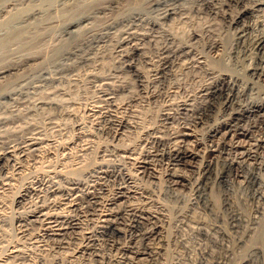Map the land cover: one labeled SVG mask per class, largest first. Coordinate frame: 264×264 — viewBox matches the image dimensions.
<instances>
[{"label": "rangeland", "instance_id": "rangeland-1", "mask_svg": "<svg viewBox=\"0 0 264 264\" xmlns=\"http://www.w3.org/2000/svg\"><path fill=\"white\" fill-rule=\"evenodd\" d=\"M178 1H177L178 5L179 4L183 5L184 3L183 6L184 7L187 6V8H185L184 11L181 13H176L164 18L162 16L163 15L162 8H160V5L154 6L153 8V6L149 5L148 3L149 0H0V68L4 66L11 68L14 67L13 72L20 70V73L25 79H23L21 75L20 78L25 83L30 81V79H33L35 76L36 79L38 78L42 79L45 75H47L46 72L43 73L44 71L42 72L41 70L42 67H44L42 66V64L45 65L46 61L50 60L51 57H52L51 60H53L55 57H58V55H60L62 51L72 46L74 42H76L77 40L83 37H88L89 34L90 35L96 34L95 32H97L98 34L99 31L101 32L102 30L109 27V25H113L114 23L115 25H113L110 28V30L114 31L113 34L116 37V35L119 33V30L126 24V20L128 19V17L135 12H142L143 16L145 14L144 16L145 19H142L140 22L138 21L136 23L139 24L141 31L145 28V31L143 30V32L147 34L149 33V35H151V40L150 39L149 41L145 40L144 42H146V44L143 42L145 44V45L143 44V46L146 48L144 49V52L147 55L146 59L140 58L141 61L140 60L139 61L141 63L137 61V66L139 70H141V72H143L146 75V77H148V78L145 77L146 79H148V81L145 80L144 83L141 82L139 79H137V76L135 75L133 70L125 66V63H123L124 60L118 57L116 55L117 53H115L116 51L114 46L115 45L114 40L113 41L107 40L105 42L99 41V43L96 42L97 44L95 42H92L90 43V47H92L90 56L91 59H93V56H95L93 60H95L94 62L96 63H94L93 60L88 62L86 61V64L83 61L82 62L79 61L78 62L79 65L77 64L78 69L70 71L68 74H66L67 78L66 79L64 78L66 83L64 82V80H62V82H64L65 88L63 86V83L59 81L56 82L55 84L57 85L58 83L59 84L62 83L61 84L62 86L58 84L59 86L57 85L49 89L48 99L54 101L57 98L59 99L58 100L59 102L57 101V99L56 101L59 104L56 101H54V103H52L51 105H44L42 107H38L37 109H39V111L35 110L34 111L35 113L33 112L34 109L33 107L32 108L28 107L27 109L24 106L23 107L20 106V108L21 107L23 108L22 110L24 111L25 115L26 113H29L26 116L24 115V121L22 120V122L26 124L24 126L26 128V131L25 128L23 129L24 124H22L21 120L20 122H18L19 120L13 119L14 122L9 123V126L13 125V128L22 126L23 129L22 135H28L37 124V127L39 126L43 129L42 130L40 128V131L42 130L41 135H45L47 138L49 137L52 141H54L55 143L53 142V145L55 148L57 146V148L56 149H54V147L52 148L54 149L52 155H47V153H45L43 149L41 150L43 151L42 153L41 151H38V153L37 151L32 152V150L25 151L24 152L25 154L24 153L21 154L19 158L23 164L21 169L18 170L20 172H15L17 168L14 167L13 160L8 161L9 163L7 162L5 169L4 168L0 169L1 179L4 178L6 175H8L11 179L9 181L11 187L5 191L0 190V201H3L4 204L0 208V258L7 256V258L5 259L6 261L9 260L8 264H104V262L105 264H107L106 261L108 260L109 257H110L109 259H114L115 257H117L115 253H117L118 256H122L121 253L115 250V248L111 247L112 250H110L109 242L111 241V239L115 241V243L116 241L117 243L127 242L130 239L129 238L130 232H126L127 233L126 235H124L125 233L118 234L116 232L114 233L107 232L105 235V239H103L104 235H102V237L100 236L101 238L98 241L99 245L97 246L98 248H100L99 250L101 252L97 251V253H94L92 252L91 249L82 250L80 248L81 246L87 244L85 239H83L84 236L82 235V231H84L83 228L90 225V222H87V220L89 221L91 217L88 215V212L85 211L87 208L86 205H84L85 202L82 203V206H80L81 208L79 206L76 207L75 209L73 207H70L71 208L70 211L69 208H64V205L59 204V202L55 207L51 208V211L59 212V213L63 212V214L65 213L70 214L72 212V215L75 218H77L79 215L78 217L79 219L74 221L78 223L74 224V227L71 224V226L68 227V230L66 229L65 233L62 234L63 235L62 237L61 235L50 238L46 236L47 238L46 239L44 236L42 237L40 236V238L38 237L37 239L34 240V235L37 234L38 232L39 233L42 232L39 231L41 227L39 222H36V224L28 222L29 224L27 223L28 225L26 224L27 225L26 227L25 225L24 227H19V223L17 221V218H19V216L20 217L25 216L30 211L35 209L36 206H39L38 204H40L41 202H42L41 205L45 204L44 206L47 205L49 206L51 205L50 202L53 199H56V196L60 199V197H62L61 191L60 192L56 191L57 193L54 194L51 193V189L53 188V186H57L59 190H67L72 186L71 180H73L74 178H79L81 179V181L85 180L87 182L88 181L90 182L88 178L90 179L93 178L92 175L94 173V169L105 167L107 165L109 168H112L116 161L121 162L122 157L120 156H122L121 155L122 152L119 150L118 146L120 147L128 144L134 145V147L136 146V148L137 147L143 148L147 146L148 143L146 144L145 142L138 143L139 136L141 135V134L139 135L138 129L137 131L133 129L131 130L132 132L128 130L125 136L122 135L121 136L122 138L121 137L118 138L115 137L114 134L115 128L111 123H109L110 122L109 120H105V118L103 117H96L100 124V125L98 124L99 127L95 126L94 123L92 124L94 116L93 115L91 116V114H89L88 111H86V107L91 105L92 103L94 104L100 102V104H103L105 102L101 98L102 97L100 94L101 91L98 92L99 89L101 90V86L105 87V85L101 83L102 80H100V77L98 76V75L102 76L103 73L104 75L109 73V76L111 77L109 79V82L112 81L111 85L115 83L114 86L118 87L117 90L118 89L120 91L122 90L121 92H119V90L116 91L117 93L115 92L114 98L117 101H128L131 99L128 102H130L131 104L133 103V105L136 104L135 105L136 107L135 106L134 107L138 110L137 113L138 118L137 116L136 118L138 119L137 121L139 125L151 126V127L152 126L156 127L162 124L161 121L162 108H163V104H165L166 102L164 100L168 98V93L170 92V90L178 89L177 91H173L175 94L174 96L177 97L181 96L182 93L185 94V91L186 92L188 91V93L192 94V92L194 93L195 90L198 89L201 85L210 84L211 79L214 82L215 77L219 73L227 75L229 79L222 84L223 86L221 85L223 87L222 93L216 95L214 97L215 99L213 98V95L206 96V99L209 98L208 100L211 103L212 102L214 103L211 104L210 109L207 111V113L209 114L207 113L204 114L205 116L204 115L202 116L201 122L197 125L198 126L197 129L199 131V138L201 139L202 144H204V145H200L199 147L201 148L200 154L202 155L204 154L203 155L204 157H212V165L207 172L208 175L207 173L205 174V177L203 178L202 181L203 183L201 185L202 187L198 190L197 194L194 193L195 192L194 190H193L194 192H192V188L189 185L186 187L181 186L183 188H178V186L170 187L169 184L167 183L168 181L165 176H163L161 179L162 175L160 176V179L159 178L153 179V177L147 175H143L144 177L138 176L137 181H139L140 184L149 188L151 193H153L152 194L153 198L155 197L154 200L156 201V204L164 207L167 213V218L164 222L165 225L163 223V235H164V243H165L164 245L165 255H163V257L161 258L163 264H207V263L218 264L215 263L216 257H223L222 258L223 264H238L244 261H246V264H264V197L263 198L256 196L254 197L253 195L254 191H252L253 187L251 185H248V182L245 181L242 177L236 178L235 168L229 165V161L231 159H234L233 157L238 156L240 158L242 152H245L247 149L252 148L253 150H256V153L258 155L264 156V111H263L264 110L263 109L264 108V103H263L264 102L263 99L264 98V82H263L264 81V71H263L264 47H260L261 45L257 46L255 41L257 40L258 37L262 38L264 36L263 35L264 13L262 14V10L264 12V8H263L264 6L261 7L260 10L256 9L249 12L242 22L235 25H231L229 22V18L231 17V14H233L234 11L237 10V8H240L241 4L246 3V0H243L242 1L243 3L242 2L235 3V0H225V1L217 0V6L219 7V11L218 10L217 11L219 13H215L211 11L209 8L206 9V6H204V3L202 1L200 6L198 4V0H187L188 2H186V0H178ZM220 1L221 3L224 2V4H221ZM257 1L260 0H255V1L247 0L246 4L252 5L253 2L255 3ZM229 2L232 5L231 4L229 5ZM186 3L187 5H185ZM157 8L159 10H157ZM159 11H161V13ZM257 11L260 13H257ZM160 15L161 17H159ZM182 15L184 18L182 17ZM155 18L156 20L158 19L157 20L158 22L157 24H155L154 27V25L150 21L155 20ZM159 19H162L163 23ZM171 19H176V20L174 21ZM73 21L74 22L79 21L80 23L75 26H67L68 22H73ZM138 24H137V29H138ZM234 27L236 28V30L233 29ZM140 28L138 30H140ZM243 31L245 32V34H243L244 33ZM170 32L172 33V35L175 36L174 38L175 40L168 39L167 37H165L166 34L168 33L171 34ZM153 36L154 39L152 38ZM239 37L242 39H240ZM253 39L255 42L252 41ZM215 41H218V44L220 45L216 46L217 50L216 49L210 50L209 49L210 45L213 44ZM237 41H239L240 43ZM175 42L177 44L179 42L182 43L186 42V44H188L191 47L192 52L195 53L198 52L197 55H203L204 58L202 59L201 57L202 59L201 64L199 63L201 66L196 65L189 67L190 61L192 59L191 57L192 54L191 53L186 54L183 52L180 54V52L178 51H175V53L173 52L172 55L170 53V60L162 64L161 57L166 53L163 52V49L166 47L167 49L168 48L170 49L172 45L173 47L171 49H174V46L176 47ZM219 48L221 49L219 50ZM98 49L100 52L97 51ZM217 52H219V54ZM176 53L178 54V56ZM96 54L99 55L97 56V58H96ZM211 54L213 55V58ZM72 56L73 55H71V57ZM116 56L120 58L121 61ZM186 56L187 57L189 56V58L191 59L187 58ZM71 57L66 59L67 60L66 62L67 63L71 62V65H74V63L72 62L74 60L73 58L74 56L72 57L73 59ZM184 58L187 59L184 60ZM137 59L139 58L136 57L135 61ZM185 61L186 64L188 63L187 65L185 64ZM167 63L169 64L166 67L164 66L165 68L164 69L163 65H166ZM183 63L187 67H185ZM16 64H17V68H16ZM92 65L95 67H93ZM179 65L180 66L183 65L181 66L182 68ZM193 67L195 68L198 67L199 70H197L198 68L197 69L194 68L193 71ZM186 68H190V69H188L187 71ZM178 69L181 72H179ZM208 70H213L214 73L213 74L209 73ZM87 71L89 72L90 75L87 74ZM162 71L164 72L166 71L167 74L156 77L157 79L153 77L156 76L157 74L160 75ZM175 71L177 72L175 73ZM73 72H77L76 75L77 79L75 78V80L68 78V76L70 77ZM252 72L255 73V75ZM23 73L25 76L23 75ZM155 73L157 74L155 75ZM41 74L44 75L42 76ZM252 75H254V78H251L253 77ZM210 76L213 78H211ZM6 77H8V75ZM0 78L1 80L4 79V77H0ZM114 78L117 80H115ZM69 79L71 82L68 81ZM150 79L151 80L156 79V80L151 81ZM1 80L0 83H2L5 79L3 81ZM162 81L166 82V84ZM156 83L157 84L159 83V85H157ZM119 84L121 85L119 86ZM161 84L163 85L165 84V85L163 86ZM169 84H171L172 86L169 87ZM160 85L165 87L166 89L161 87ZM153 86L156 88H154ZM168 87L170 90L167 89ZM55 88L58 90H55ZM184 88L186 90H184ZM194 88L195 90H193ZM229 88L230 91H228ZM52 89L55 91H52ZM63 90H65V92ZM57 91L58 92L60 91L59 96L62 95V97L58 96ZM153 91L156 93L155 96H151L149 94L151 92L154 93ZM161 91H164L165 94L164 92L161 93ZM166 91H168V93ZM53 93H56L57 96L55 94L52 95ZM224 93L233 95L232 100L235 101L236 103L232 101L233 103H231L230 105H226L225 107L224 100L226 95ZM97 96L99 97L98 98L99 100L96 99ZM192 96L193 97L195 96L193 100L194 99L196 100L195 102L196 106L199 105L197 103H200L201 101L200 97L197 94H192ZM219 101L222 102L220 103ZM60 102L63 103L61 104ZM216 104L218 106L219 104L222 105H220L219 108ZM30 109H32V112ZM43 109L45 113L43 112ZM230 109H232L233 111ZM236 112L238 114H236ZM39 113L42 114L39 115ZM45 114L47 117H50L55 123L52 120L50 121V119L47 118ZM229 115L231 116L229 117ZM29 116L32 118H30ZM206 117H208V122ZM228 117L230 118V120L231 119L232 120L230 121ZM90 118L92 119V121ZM27 120L28 121L30 120L29 122L30 123L32 122L31 123L32 125L29 122H27ZM33 120L35 123L33 122ZM223 120L229 121L231 123L234 122L235 124L232 125L233 129L231 130V134H229L227 138H225L228 145L227 147L223 145V142H225L224 140L221 144L217 145V147L214 146L216 147V150L214 151L215 153L210 154L209 152H207L208 151L207 148H209V145L211 143L213 144L217 143L218 140H222L223 138L220 137L221 134L220 136L210 135L211 132L209 131V129H211L217 123L224 122ZM16 122L17 124L19 123V126L17 124H16L17 126L15 125ZM51 122L53 124H51ZM44 123L46 125L48 123V125L45 126ZM173 124L174 125H171L172 127L169 128H175V127L178 128L179 126H181L180 120L174 121ZM49 125L52 126L50 127ZM43 126H45L46 128H44ZM52 127L58 130L56 129L53 130L54 128ZM243 130H250V131L247 132V134H243L241 133L243 132ZM86 131H90L89 136H86V134L80 136V134ZM84 135L86 136V138L83 137ZM87 137H90V139L88 140L89 141L92 140V142L90 141L91 145L90 146L88 145L89 147L85 149L86 152L85 150H83V152L77 150L79 143L83 141L85 142V139L86 141H88ZM80 139L83 141H81ZM89 141L88 144H90ZM64 143L65 145H68L67 148L71 150L73 153L70 152L69 150L66 152L67 148H65L64 150L61 149L60 146L63 145ZM229 143L231 144L233 143V144L230 145ZM257 144L259 145L260 148L259 147L257 148L258 146ZM233 145L235 146L233 147ZM105 147H107L106 148L107 151L106 150L104 151L106 154H104L103 151L101 150V149H105ZM64 152L66 156L63 155ZM115 153L116 154L118 153L117 156ZM215 154L217 155L216 157ZM117 157H119L120 159ZM166 164H167L166 160H160V162L157 161L156 167L159 166L157 167L159 173L164 172V170L166 169L165 166H167ZM47 165L54 167V173H53L54 176L52 174L49 178L46 177L47 182L45 181L41 185L37 186L36 187L37 192L28 193L23 199H21L20 203L15 201L17 197V191L18 192L20 191L22 185L30 181L33 177H35V174L36 176L42 174L43 170L47 168ZM124 166L128 169H131L132 170L131 172H133V168L130 163L125 162ZM23 167L25 168L23 169ZM185 167L179 166V169L182 170V172H184V174H186L187 177L189 178L192 177L191 180L198 177L197 169L194 166L193 167L187 166V169ZM261 170L262 171L264 170V165ZM56 173L58 174L57 176ZM209 173L211 174V176ZM216 173L222 174L226 180L228 179L227 181L225 180L227 184L225 181L223 180L221 181V179H217ZM261 173H263L264 176V171ZM94 174L96 175V173ZM52 178H57V179L55 181V179ZM109 178L105 177L104 179H100L101 181H99L101 183V188L103 189L102 191H104L105 193H107L109 188L112 187L111 183L113 181H111L112 178L110 180ZM242 179L244 180V183L242 182L243 181ZM51 181H53L54 183ZM44 184H46L47 187H45ZM50 184L53 185L50 186ZM203 184H205L204 187ZM42 185L43 187H41ZM47 189L50 190L48 191ZM45 190L47 191V193ZM33 193L36 196L32 195ZM43 193H45V195ZM47 195L49 198L48 197H46L47 199L44 198ZM57 199L56 201H58ZM36 203L37 205H35ZM85 204H87V202ZM90 207H92V205H90ZM124 217L129 219L127 214L126 215L124 214ZM240 217L244 218L245 221L242 219L240 220ZM21 228L23 229L22 231L20 230ZM41 238H43V240ZM101 240H103V242ZM107 240L108 243H106ZM42 245L45 246V248H43L42 250L37 248V247L41 248ZM186 246L191 247L193 251L191 249L192 252L191 251H190L191 253L188 252ZM15 247L21 249V251L23 250L25 251V252L23 251L24 254L26 255L25 257H23L24 259L16 256L8 257V253L10 252V250H12ZM102 255L103 256L105 255L103 259L104 261L100 260L99 258ZM139 264H156V263L153 259H149V260L147 259L146 261L139 262Z\"/></svg>", "mask_w": 264, "mask_h": 264}, {"label": "bare ground", "instance_id": "bare-ground-1", "mask_svg": "<svg viewBox=\"0 0 264 264\" xmlns=\"http://www.w3.org/2000/svg\"><path fill=\"white\" fill-rule=\"evenodd\" d=\"M178 0H149V5L153 6H159L160 8H162V16L165 18L167 16L176 14V13H181L184 11L186 7H184V3L183 5L177 3ZM201 1L204 3V6H206V9L209 8L211 11L215 12V13H219V7L217 6V0H198V4L200 6ZM225 1V0H224ZM243 0H235V3H239L242 2ZM255 1V0H254ZM179 2V1H178ZM186 2H188L186 0ZM196 2V1H195ZM113 3V2H112ZM194 3V1H193ZM202 3V4H203ZM221 3V1H220ZM227 3V2H226ZM243 3V2H242ZM247 3V0H246ZM246 3L241 4L240 8H237L236 11H234L233 14H231V17L229 18V22L231 25H235L238 24L240 22H242L245 17L247 16V14L249 12H251L252 10H256V9H261V7L264 6V0L263 1H257V2H253L252 5H248ZM249 3V2H248ZM252 3V2H251ZM55 4V3H54ZM219 4V3H218ZM221 4H224L221 3ZM231 3L229 2V5ZM139 5V4H138ZM187 5V3L185 4ZM232 5V4H231ZM237 5V4H236ZM113 6V5H112ZM150 6V7H151ZM234 6V5H233ZM108 7V6H107ZM110 7V6H109ZM229 7V6H228ZM231 7V6H230ZM106 8V7H105ZM159 8V7H158ZM157 8V10H159ZM199 8V7H198ZM236 8V7H235ZM264 8V7H263ZM101 9V8H100ZM135 9V8H134ZM201 9V8H200ZM161 10V9H160ZM218 10V11H217ZM223 10V9H222ZM235 10V9H234ZM140 11V10H139ZM186 11V10H185ZM34 12V11H33ZM131 12V11H130ZM161 13V11H159ZM227 12V11H226ZM256 12V11H255ZM187 13V12H186ZM257 13H260L257 11ZM263 10H262V14H263ZM225 14V13H224ZM253 14V13H250ZM181 15V14H180ZM258 15V14H257ZM256 15V16H257ZM142 12H135L133 14H131L128 19L126 20V24L119 30V33L116 35V37L114 36V31H111L110 28L115 25V23L113 25H109V27H107L106 29L102 30L100 33L95 32L96 34H92V35H88V37H83L79 40H77L76 42H74V44L70 47H68L67 49H65L64 51H62V53L60 55H58V57H55L53 60L52 57L50 60L46 61L45 65L42 64V72L45 73L47 75H45L42 79L38 78L36 79L35 77L33 79H30V81L28 82H23V80L20 78L22 76V74L19 71H14V67H2L0 68V77H4V81L2 83H0V169H5V166L7 164L8 161L13 160V165L15 168H17V170L15 172H20L18 171L19 169H21L22 167V162L20 161V156L21 154H23L25 151L27 150H32V152H36L38 153V151H41L43 149V151L45 153H47V155H52V153L54 152V149L56 148L53 145V142L49 137L47 138L45 135H41V131L43 130L41 127H37L36 126L33 128V130L31 131L30 129V133L28 135H22L23 129L25 128L24 126L26 124H24L22 122V120L24 121V111L22 110L23 106L26 107L28 109L29 108H34L33 112L37 109L38 107H42L44 105H51L52 103H54V101H56V99L50 100L49 98V89L53 88L54 86H57L55 83L59 82L62 80H64V82L66 83L65 79L66 74H68L70 71L73 70H77V64L79 61H83L86 64V61H92L94 59L95 56H93V59H91L90 53H91V48L90 47V43L92 42H98L99 41H115V53H117L116 55L118 57H120L121 59L124 60L123 63H125V66H127L128 68L132 69L133 72L135 73V75L137 76V79H139L141 82L144 83L145 80L148 81V77H146V75L141 72V70H139L138 66H137V61H141L140 58H145L146 59V54L144 52V49H146L143 44L146 42H144L145 40L149 39L151 40V35H149V33H145L143 32V30L145 31V28L141 31V28L139 27V24L136 22H140L142 19H145L144 16L142 18ZM186 16V14H185ZM255 16V15H254ZM161 17V15L159 16ZM178 17V16H177ZM176 17V18H177ZM183 17V15H182ZM181 17V18H182ZM252 17V16H251ZM260 17V16H259ZM85 18V17H84ZM175 18V17H172ZM184 18V17H183ZM182 18V19H183ZM186 18V17H185ZM254 18V17H253ZM163 19V18H162ZM162 19L161 20L162 22ZM82 20V18H81ZM80 20V22H81ZM158 20V19H157ZM156 18L155 20H151L150 22H152V24L155 27V24H157ZM164 20V19H163ZM171 20H176V19H171ZM38 21V20H37ZM125 21V19H124ZM144 21V20H143ZM147 21V20H145ZM173 21V22H174ZM78 22H68L67 26H75L78 25L80 23ZM171 22V21H170ZM124 23V22H123ZM163 23V22H162ZM246 23V22H245ZM137 24H138V29L140 28V30L137 29ZM148 24V23H147ZM151 24V23H150ZM66 25V24H65ZM149 25V24H148ZM66 26V28H67ZM143 26V24H142ZM150 26V25H149ZM230 26V25H228ZM237 26V25H236ZM243 26V25H242ZM117 27V26H116ZM157 27V26H156ZM233 27V26H232ZM231 27V28H232ZM240 27V25H239ZM159 28V27H158ZM157 28V29H158ZM230 28V27H229ZM243 28V27H241ZM253 28V27H252ZM71 29V28H69ZM114 29V28H113ZM112 29V30H113ZM149 29V27H148ZM154 29V28H153ZM151 29V30H153ZM156 29V28H155ZM233 29L236 30V28L234 27ZM245 29V28H244ZM243 29V30H244ZM150 30V31H151ZM160 30V29H159ZM164 30V29H163ZM239 30V29H238ZM155 31V30H154ZM157 31V30H156ZM248 31V30H247ZM246 31V32H247ZM116 32V31H115ZM147 32V31H146ZM152 32V31H151ZM159 32V31H158ZM162 32V31H161ZM169 32V31H166ZM244 32V31H243ZM8 33V32H7ZM155 33V32H153ZM171 33V32H170ZM235 33V32H234ZM241 33V32H240ZM242 34V33H241ZM245 34V32L243 33ZM242 34V35H243ZM249 34V33H248ZM247 34V35H248ZM154 35V34H153ZM157 35V34H156ZM160 35V34H159ZM163 35V34H162ZM264 35V34H263ZM239 36V35H237ZM241 36V35H240ZM165 37H167L168 39H174L175 36L171 34H166ZM246 37V36H245ZM244 37V39H245ZM251 37V36H250ZM256 37V36H254ZM154 39V36L152 37ZM177 38V37H176ZM197 38V37H196ZM240 38V37H239ZM242 39V38H240ZM243 39V41H244ZM249 39V38H248ZM256 39V38H255ZM175 40V39H174ZM197 40V39H196ZM162 41V40H161ZM170 41V40H169ZM168 41V42H169ZM236 41V40H235ZM241 41V40H240ZM242 41V42H243ZM247 41V40H246ZM245 41V42H246ZM253 42L256 41L257 46L261 45L260 47H264V36L261 38H257V40L254 41V39L252 40ZM144 42V43H143ZM167 42V43H168ZM178 42V41H177ZM239 42V41H237ZM251 42V41H250ZM252 42V43H253ZM172 43V41H171ZM170 43V44H171ZM176 43V42H175ZM195 43V42H194ZM240 43V42H239ZM244 43V42H243ZM97 44V43H96ZM144 44V45H145ZM169 44V46H170ZM174 44V43H173ZM246 44V43H245ZM191 45V44H190ZM193 45V44H192ZM220 44H218V41H215L213 44L210 45L209 49L213 50L216 49V46H219ZM238 45V43H237ZM240 45V44H239ZM251 45V44H250ZM95 46V45H94ZM167 46V45H166ZM194 46V45H193ZM192 46V47H193ZM247 46V45H245ZM253 46V45H252ZM256 46V45H255ZM254 46V47H255ZM86 47V48H85ZM96 47V46H95ZM104 47V46H103ZM173 47V45H172ZM171 47V48H172ZM259 47V49H260ZM167 49L164 48L163 52H166L162 57L160 55V57L162 58V64L165 62H168L170 60V53L171 55L173 54V52L175 53V51L180 52V54L186 53V54H192V59L189 58V56L187 58L191 59L189 67L190 66H198L201 64L202 59L204 58L203 55H197V53L192 52L191 47L186 44V42H179L178 44L176 43V47L174 46V49ZM197 48V47H196ZM247 48V47H246ZM256 48V47H255ZM221 48H219L220 50ZM94 50V49H93ZM92 50V52H93ZM162 50V49H161ZM217 50V49H216ZM247 50V49H246ZM98 52L99 49L97 50ZM196 51V50H195ZM259 51V50H258ZM264 51V49H263ZM96 52V51H95ZM97 52V53H98ZM102 52V51H101ZM215 52V51H214ZM213 52V53H214ZM221 52V51H220ZM201 53V52H200ZM199 53V54H200ZM219 54V52H217ZM100 54V53H99ZM177 54V53H176ZM179 54V55H180ZM202 54V53H201ZM221 54V53H220ZM71 55H73L72 57L74 58V60L72 61L74 63V65H71L70 63H67L66 59H68L69 57H71ZM94 55V54H93ZM184 55V54H182ZM212 55V54H211ZM96 54V58H97ZM116 56V57H117ZM178 56V54H177ZM215 56V55H214ZM71 57V58H72ZM117 57V58H118ZM139 58L135 61V58ZM173 57V56H172ZM202 57V59H201ZM207 57V56H206ZM219 57V56H218ZM72 58V59H73ZM95 58V59H96ZM118 58V59H120ZM180 58V57H179ZM177 58V59H179ZM186 58V59H187ZM208 58V57H207ZM213 58V55H212ZM120 59V61H121ZM149 59V58H148ZM172 59V58H171ZM175 59V57H174ZM184 58V60H186ZM150 60V59H149ZM173 60V59H172ZM182 60V59H181ZM180 60V61H181ZM211 60V59H210ZM31 61V60H30ZM69 61V60H68ZM95 60H93L94 62ZM139 61V63H141ZM143 61V60H142ZM146 61V60H145ZM148 61V60H147ZM175 61V60H174ZM179 61V60H177ZM43 62V61H42ZM150 62V61H149ZM176 62V61H175ZM174 62V63H175ZM184 62V61H182ZM208 62V61H206ZM32 63V62H31ZM41 63V62H40ZM91 63V62H90ZM96 63V62H94ZM98 63V61H97ZM200 63V64H199ZM204 63V62H203ZM24 64V63H23ZM27 64V63H26ZM169 63H167L166 65H163L166 67ZM171 64V62H170ZM181 64V63H180ZM184 64V63H183ZM186 64V61H185ZM184 64V65H185ZM188 64V63H187ZM186 64V65H187ZM28 65V64H27ZM35 65V64H34ZM79 65V64H78ZM139 65V64H138ZM185 65V67H187ZM209 65V64H208ZM253 65V64H252ZM22 66V64H21ZM25 66V65H23ZM73 66V67H72ZM81 66V65H80ZM93 66V65H92ZM124 66V67H125ZM172 66V65H171ZM174 66V65H173ZM180 66V65H179ZM183 66V65H181ZM180 66V67H181ZM201 66V65H200ZM204 66V65H203ZM20 67V65H19ZM18 67V68H19ZM95 67V66H93ZM97 67V66H96ZM123 67V68H124ZM183 67V68H185ZM206 67V66H205ZM16 68H17V64H16ZM34 68V67H33ZM40 68V67H39ZM157 68V67H156ZM168 68V67H167ZM170 68V66H169ZM176 68V67H175ZM182 68V67H181ZM180 68V69H181ZM193 67V71H194ZM198 67H196L195 69H197ZM201 68V67H200ZM165 69V68H164ZM187 71L190 68H186ZM23 70V69H22ZM27 70V69H26ZM32 70V69H31ZM96 70V69H95ZM174 70V69H173ZM179 70V69H178ZM182 70V69H181ZM199 70V68L197 69ZM203 70V69H201ZM200 70V71H201ZM261 70V69H260ZM39 71V70H38ZM89 71V70H88ZM87 71V74H89V72ZM98 71V69H97ZM158 71V69H157ZM167 71V70H166ZM162 71V73L160 75H158L157 73H155L156 76L153 77H159V76H163L165 74H167V72ZM192 71V70H191ZM190 71V72H191ZM192 71V72H193ZM209 73H214L213 70H208ZM264 71V70H263ZM91 72V71H90ZM108 72V71H107ZM106 72V73H107ZM169 72V70H168ZM177 71H175L176 73ZM179 72H181L179 70ZM207 72V71H206ZM217 72V71H216ZM255 72V70H254ZM96 73V72H95ZM113 73V72H112ZM188 73V72H187ZM253 73V72H252ZM260 73V72H259ZM10 74V75H9ZM86 74V75H87ZM114 74V73H113ZM170 74V73H168ZM196 74V73H195ZM211 74V76H212ZM218 74V73H217ZM220 74V73H219ZM217 75L215 77L214 82L212 81V79L210 80V84H206V85H201L198 89L195 90V88L193 90H195V92L192 94H197L200 97V103H197L199 105L196 106L195 102L196 100L193 98L191 93H188V91H185V94H181V96L177 97L174 96V92L173 91H177L178 89H173L170 90L169 87H171L173 83L169 84V87L167 89L170 90V92L168 93V91H166L168 93V98L165 99L164 101L165 104H163V108H162V113H161V121L162 124L156 127H151V126H143V125H139L138 123V110L135 108L136 104L133 105V103L131 104L130 100L128 101H117L114 98V94L117 90V86L115 87L114 84L111 85V82H109V79L111 78L109 76V73L101 76L98 75L100 77V80H102L101 83H103L105 85L101 86V90L99 89V91H101V98L102 100H104L105 102L103 104H100V102L98 103H92L91 105L86 107V111H88L89 114H91V116H94L93 122L95 126L99 127L98 124V119L96 117H103L105 118V120H109L114 128H115V137L120 138L122 135L125 136V134L128 132V130H133L135 129L139 132V139H138V143L141 142H145L148 143L146 147H141V148H136V146L134 147V145H123V146H118L119 150L122 152V161L118 162L116 161L113 165L112 168H109L108 165L105 167H101L98 169H94V173H96V175L93 173L92 177L93 178H88L90 180V182L88 181H81V179L79 178H74L73 180H71V184L72 186L67 189V190H59V188L57 186H53V188L51 189V193H57L61 191V196L60 199L56 196V199L58 201H56V199H53L50 203L51 205H41L42 202L40 204H38L39 206H36L35 209H30L32 211H30L28 214H26L25 216H19V218H17V221L19 223V227H25L29 224L28 222L34 223L36 224V222H39V224L41 225L40 230L42 231L41 233H37L34 235V240L37 239L38 237L40 238V236H44L46 238L47 237H57L59 235H61V237L63 236L62 234L65 233L66 229L68 230V227L72 226L74 227V224H77L78 222H74L77 219H79V215L77 218H75L72 215V212L70 214H63L59 213V212H53L51 211L52 207H55L58 202L59 204H63L64 208H69V211L71 210L70 207H73L74 209L76 207H80L82 206V203H84V205H86V210L88 212V215L91 216L89 221L87 220V222H90V225L83 228L84 231H82V235L84 236L83 239H85V241L87 242V244L81 246L80 248L82 250L84 249H91L92 252L97 253V251L101 252L98 248L97 245L98 241L100 240V238L102 237V235H104L103 239H105V235L107 232H116L118 234L120 233H125L124 235H126V232H130V239L127 242H119L115 243V241H113L111 239L110 243V250L111 247L115 248V250H117L119 253H121L122 256H118L117 253H115V255H117V257H115L114 259H109L106 261L107 264H139V262H143L146 261L147 259H153L155 261L156 264H163L161 261V258L163 257V255H165V248H164V235H163V223L165 222L166 218H167V213L164 207H162L161 205H157L156 201L154 200L151 191L149 190L148 187L142 185L139 183V181H137L138 176H143V175H147L150 177L154 178H159L161 176V179L163 176L166 177L167 179V183L169 184L170 187H177L178 188H183L181 186H190L192 188V192L196 193L198 192V190L202 187V181L203 178L205 177V174L208 172V170L210 169L211 165H212V157H204L202 154H200V145H204L201 142V139L199 138V131L197 129V125L201 122L202 116L204 114L207 113V111L210 109V106L212 103L214 102H210L208 99H206V96H212L213 98L216 95H219L222 93L223 91V83L226 82L229 78L227 77L226 74H220ZM251 74V73H250ZM255 75V73H253ZM261 74V73H260ZM8 75V77H6ZM21 75V76H20ZM24 75V73H23ZM28 75V74H26ZM36 75V74H35ZM42 75V74H41ZM44 75V74H43ZM42 75V76H43ZM77 72H73L71 74V76L68 78L70 79H74L76 78ZM90 75V74H89ZM93 75V74H92ZM95 75V74H94ZM111 75V74H110ZM172 75V74H171ZM177 75V74H176ZM207 75V74H206ZM254 75H252L254 78ZM25 76V75H24ZM34 76V75H33ZM210 76V77H211ZM215 76V75H214ZM258 76V75H257ZM262 76V75H261ZM6 77V78H5ZM87 77V76H86ZM89 77V76H88ZM116 77V76H115ZM118 77V75H117ZM146 77V78H145ZM176 77V76H175ZM23 79H25L22 76ZM27 78V77H26ZM65 78V79H64ZM80 78V75H79ZM113 78V76H112ZM213 78V77H211ZM70 79L68 80L69 82ZM77 79V78H76ZM96 79V78H95ZM94 79V80H95ZM99 79V78H98ZM157 79V78H156ZM156 79H153L151 81H154ZM161 79V78H160ZM236 79V78H234ZM91 80V79H90ZM93 80V78H92ZM97 80V79H96ZM173 80V79H172ZM232 80V78H231ZM230 80V81H231ZM22 81V82H21ZM27 81V80H26ZM40 81V82H38ZM98 81V80H97ZM146 81V82H147ZM166 81V80H165ZM236 81V80H234ZM238 81V80H237ZM255 81V80H254ZM38 82V83H37ZM60 82V83H61ZM63 83V86L65 88V85ZM76 82V81H74ZM93 82V81H92ZM99 82V81H98ZM145 82V83H146ZM161 82V81H160ZM164 82V81H162ZM175 82V81H174ZM213 82V83H212ZM264 82V81H263ZM61 83V84H62ZM94 83V82H93ZM97 83V82H96ZM117 83V82H116ZM150 83V82H149ZM153 83V82H152ZM166 84V82H164ZM236 83V82H235ZM59 84V85H61ZM71 84V83H70ZM85 84V83H84ZM95 84V83H94ZM118 84V83H117ZM157 84V83H156ZM155 84V85H156ZM164 84V85H165ZM181 84V83H178ZM177 84V85H178ZM231 84V83H229ZM58 85V86H59ZM121 84H119L120 86ZM147 85V84H146ZM159 85V83L157 84ZM163 85V84H161ZM160 85V86H161ZM163 85V86H164ZM222 85V86H221ZM62 86V85H61ZM97 86V84H96ZM95 86V87H96ZM123 86V85H122ZM161 86V87H163ZM167 86V85H166ZM234 86V84H233ZM232 86V87H233ZM124 87V86H123ZM154 87V86H153ZM175 87V86H174ZM252 87V86H251ZM57 88V87H56ZM55 90H58L56 89ZM63 88V87H62ZM97 88V87H96ZM156 88V87H154ZM160 88V87H159ZM165 88V87H163ZM188 88V87H187ZM231 88V86H230ZM230 88L228 91H230ZM67 89V88H66ZM125 89V88H123ZM166 89V88H165ZM233 89V88H232ZM52 89V91H55ZM147 90V89H146ZM155 90V89H154ZM160 90V89H159ZM164 90V89H163ZM181 90V89H180ZM179 90V91H180ZM184 90H186L184 88ZM188 90V89H187ZM235 90V89H234ZM50 91V92H52ZM65 92V90H63ZM122 91V90H121ZM119 90V92H121ZM165 91V90H164ZM164 91H161L164 92ZM63 92V94H64ZM74 92V91H73ZM154 92V91H153ZM233 92V91H232ZM252 92V91H251ZM60 91H57V94L59 96ZM67 93V92H66ZM117 93V92H116ZM148 93V92H147ZM158 93V92H157ZM160 93V92H159ZM160 93V94H161ZM166 93V94H167ZM177 93V92H176ZM56 95V93H53L52 95ZM98 94V93H97ZM151 96H155L156 93H149ZM159 94V95H160ZM165 94V92H164ZM225 94V93H224ZM238 94V93H237ZM235 94V95H237ZM99 95V94H98ZM119 95V94H118ZM121 95V94H120ZM162 95V94H161ZM223 95V94H222ZM225 107L226 105H230L231 103L235 102L232 100V96L231 94L226 93L225 94ZM51 96V95H50ZM57 96V95H56ZM54 96V97H56ZM62 97V95H60ZM59 96V97H60ZM67 96V95H65ZM158 96V95H157ZM156 96V97H157ZM52 97V96H51ZM64 97V95H63ZM149 97V96H148ZM162 97V96H161ZM165 97V96H164ZM177 97V98H176ZM223 97V96H222ZM237 97V96H236ZM99 97L97 96L96 99H98ZM132 98V97H131ZM218 98V97H217ZM53 99V98H52ZM68 99V98H67ZM135 99V98H134ZM133 99V100H134ZM137 99V98H136ZM155 99V98H154ZM158 99V98H157ZM160 99V98H159ZM197 99V98H196ZM215 99V98H214ZM264 99V98H263ZM59 99H57L58 101ZM99 100V99H98ZM101 100V99H100ZM101 100V101H102ZM163 100V99H162ZM194 104H193V101ZM223 100V99H222ZM237 100V99H235ZM262 100V99H261ZM56 101V102H57ZM63 101V99H62ZM65 101V100H64ZM138 101V100H137ZM141 101V100H140ZM233 101V102H232ZM239 101V100H238ZM59 102V101H58ZM57 102V103H58ZM96 102V101H95ZM132 102V101H131ZM220 103L222 101H219ZM240 102V101H239ZM61 103V102H60ZM63 103V102H62ZM61 103V104H62ZM236 103V102H235ZM264 103V102H263ZM262 103V104H263ZM59 104V103H58ZM68 104V103H67ZM255 104V103H254ZM259 104V103H258ZM217 105V104H216ZM222 104H219V106ZM245 105V104H244ZM247 105V104H246ZM256 105V104H255ZM20 106H22L20 108ZM135 106V107H134ZM218 106V105H217ZM218 106V107H219ZM238 106V105H237ZM62 107V106H61ZM85 107V106H84ZM234 107V105H233ZM243 107V106H242ZM47 108V107H45ZM44 108V109H45ZM49 108V107H48ZM220 108V107H219ZM236 108V107H235ZM262 108V107H261ZM260 108V109H261ZM43 109V112H44ZM238 109V107H237ZM241 109V108H240ZM264 109V108H263ZM32 112V109H30ZM28 110V111H30ZM42 110V109H41ZM48 110V109H47ZM51 110V109H50ZM68 110V108H67ZM70 110V109H69ZM212 110V109H211ZM232 110V109H230ZM26 111V109H25ZM27 111V112H28ZM227 111V109H226ZM225 111V112H226ZM233 111V110H232ZM236 111V110H235ZM238 111V110H237ZM244 111V110H243ZM264 111V110H263ZM41 112V111H40ZM211 112V111H210ZM240 112V111H239ZM248 112V110H247ZM35 113V112H34ZM38 113V112H37ZM45 113V112H44ZM65 113V112H64ZM63 113V114H64ZM212 113V112H211ZM255 113V112H254ZM253 113V114H254ZM29 113H26V115ZM42 113H39V115H41ZM48 114V113H47ZM53 114V113H52ZM87 114V113H85ZM209 114V113H207ZM232 114V112H231ZM236 114H238L236 112ZM251 114V111H250ZM25 115V116H26ZM38 115V114H37ZM66 115V114H65ZM68 115V114H67ZM70 115V114H69ZM248 115V114H247ZM34 116V115H33ZM46 116V114H45ZM44 116V117H45ZM50 116V115H48ZM137 116V118H136ZM205 116V115H204ZM231 115H229L230 117ZM235 116V115H234ZM233 116V117H234ZM238 116V115H237ZM30 117V116H29ZM36 117V115H35ZM34 117V118H35ZM47 117V116H46ZM60 117V116H59ZM135 117V119H134ZM141 117V116H140ZM217 117V116H216ZM227 117V116H226ZM228 117V118H229ZM232 117V118H233ZM242 117V116H241ZM28 118V117H27ZM32 118V117H30ZM50 119V121L52 120L50 117H47ZM207 118V122H208V117ZM235 118V117H234ZM240 118V117H239ZM238 118V119H239ZM13 119L15 120H19L18 122H22L23 125V129L22 126H19V123L17 124V122L15 123V125L17 124L19 127H14L13 125L9 126V123L14 122ZM29 119V118H28ZM38 119V118H37ZM43 119V117H42ZM45 119V118H44ZM91 119V118H90ZM205 119V118H204ZM237 119V120H238ZM35 120V119H34ZM33 120V122H34ZM61 120V119H60ZM102 120V119H101ZM178 121L180 120L181 126H179L178 128H169L172 127L171 125H174V121ZM221 120V119H220ZM228 120V119H227ZM230 120V118H229ZM232 120V119H231ZM230 120V121H231ZM30 121V120H29ZM27 120V122H29ZM32 121V119H31ZM38 121V120H37ZM41 121V120H40ZM39 121V122H40ZM45 121V120H44ZM48 121V119H47ZM53 121V120H52ZM92 121V119H91ZM224 121V120H223ZM239 121V120H238ZM237 121V122H238ZM54 122V121H53ZM173 122V123H172ZM219 122V121H218ZM30 123V122H29ZM32 123V122H31ZM30 123V124H31ZM35 123V122H34ZM38 123V122H37ZM46 123V122H45ZM44 123L45 126L47 125ZM55 123V122H54ZM102 123V122H101ZM179 123V122H177ZM176 123V124H177ZM204 123V122H203ZM216 123V122H215ZM43 124V123H42ZM51 124H53L51 122ZM60 124V123H59ZM207 124V123H206ZM234 124L229 122V121H224L221 123H217L215 126H213L211 129H209V131L211 132L210 135L212 136H221L223 139L222 140H218L217 143H211L209 145V148H207V152H209L210 154L215 153L214 151L216 150L217 145L221 144L225 138H227V136L229 134H231V130L232 125ZM239 124V123H238ZM16 125V126H17ZM21 125V124H20ZM28 125V124H27ZM32 125V124H31ZM40 125V124H39ZM66 125V124H65ZM92 125V126H94ZM100 125V124H99ZM205 125V124H204ZM235 125V124H234ZM29 126V125H28ZM45 126H43L44 128H46ZM50 127L52 125H49ZM54 126V125H53ZM57 126V124H56ZM211 126V124H210ZM239 126V125H238ZM81 127V126H80ZM79 127V128H80ZM174 127V126H173ZM204 127V126H203ZM40 128L42 129L40 131ZM54 128V127H52ZM59 128V127H58ZM96 128V127H95ZM32 129V127H31ZM56 128H54L53 130H55ZM84 129V128H83ZM89 129V128H88ZM205 129V128H204ZM58 130V129H56ZM82 130V129H81ZM80 130V131H81ZM92 130V129H91ZM207 130V129H206ZM237 130V128H236ZM26 131V128H25ZM250 130H243V134H247V132H249ZM82 132V131H81ZM132 132V131H131ZM235 132V131H234ZM238 132V131H237ZM26 133V132H25ZM44 133V132H43ZM93 133V132H92ZM135 133V132H134ZM203 133V132H202ZM208 133V132H207ZM27 134V133H26ZM55 134V133H54ZM83 134H86V136H89L90 131H86L82 134H80V136H82ZM219 134V135H218ZM233 134V133H232ZM47 135V134H46ZM79 135V134H78ZM208 135V134H207ZM86 136L84 135L83 137L86 138ZM204 137V136H203ZM53 138V137H52ZM81 138V137H80ZM122 138V137H121ZM124 138V137H123ZM207 138V137H206ZM214 138V137H213ZM212 138V139H213ZM233 138V137H232ZM90 139V137H87V140ZM216 139V138H215ZM221 139V138H218ZM79 140V139H78ZM81 140V139H80ZM210 140V139H209ZM83 141V140H81ZM89 141V140H88ZM88 141L85 142H81L78 145V149L79 151H82L87 149L92 142V140L89 141L90 144H88ZM119 141V140H118ZM122 141V140H121ZM213 141V140H212ZM216 141V140H215ZM117 142V141H116ZM259 142V141H258ZM55 143V142H54ZM135 143V142H134ZM137 143V142H136ZM257 143V142H256ZM113 144V143H112ZM116 144V143H115ZM124 144V143H123ZM230 145H232L231 143H229ZM71 145V144H70ZM89 145V146H88ZM139 145V144H138ZM207 145V144H206ZM223 145H225L227 147L228 143L225 140V142H223ZM236 145V144H235ZM233 145V147L235 146ZM241 145V144H240ZM256 145V144H255ZM258 145V144H257ZM68 145H65V143L63 145H61V149L64 150L65 148H67ZM145 146V145H144ZM216 146V147H214ZM224 146V147H225ZM238 146V145H237ZM54 147V149H52ZM59 147V146H58ZM74 147V146H73ZM220 147V146H219ZM232 147V146H231ZM259 147V145L257 146V148ZM91 148V147H90ZM107 147H105V149H101L103 151L104 154H106L104 151L106 150ZM116 148V147H115ZM260 148V147H259ZM72 149V148H70ZM114 149V148H112ZM111 149V150H112ZM218 149V148H217ZM59 150V148H58ZM69 149L67 148L66 152ZM221 150V149H220ZM41 151V153L43 152ZM70 152H72L71 150H69ZM78 151V152H79ZM107 151V150H106ZM109 151V150H108ZM61 152V151H60ZM63 152V151H62ZM69 152V153H70ZM86 152V150H85ZM219 152V151H218ZM28 153V152H27ZM73 153V152H72ZM119 153V151H118ZM117 153V154H118ZM25 154V153H24ZM33 154V153H32ZM40 154V153H39ZM38 154V155H39ZM77 154V152H76ZM110 154V153H109ZM108 154V156H109ZM116 154V153H115ZM116 154V156H117ZM27 155V154H26ZM41 155V154H40ZM39 155V156H40ZM54 155V154H53ZM64 156H66L65 152L63 154ZM236 155V154H235ZM105 156V155H104ZM114 156V155H113ZM115 156V157H116ZM207 156V154H206ZM217 155L215 154V157ZM63 157V156H62ZM77 157V156H76ZM214 157V156H213ZM232 157V156H231ZM119 158V157H117ZM234 159H231L229 161V165L231 167L235 168V175L236 178L237 177H242L245 181L248 182V185H251L253 188L252 191H254L253 195L254 197H264V176H263V172L261 169L264 165V156L262 155H258L256 153V150L251 149H247L245 152H242V154L240 155V158L237 157H233ZM120 159V158H119ZM243 159V160H241ZM249 159V160H247ZM160 160H166V169L164 170V172L159 173V170L156 167V163L157 161L160 162ZM247 160V161H246ZM251 160V161H250ZM68 161V160H67ZM106 161V160H105ZM214 161V160H213ZM250 161V162H249ZM128 162L132 165L133 168V172H131V169H128L124 166V163ZM164 162V161H162ZM9 163V162H8ZM112 163V164H113ZM91 164V163H90ZM195 164V165H194ZM45 165V164H44ZM43 165V168H44ZM56 165V164H55ZM54 165V166H55ZM66 166V165H65ZM64 166V167H65ZM96 166V165H95ZM112 166V165H111ZM179 166H186L185 168L187 169V166L190 167H195L197 169V173H198V177H194L195 179L191 180V178L187 177L186 174H184V172H182V170L179 169ZM13 167V166H12ZM46 167V166H45ZM78 167V166H77ZM81 167V166H80ZM11 168V167H10ZM25 167H23L24 169ZM86 168V167H85ZM88 168V167H87ZM94 168V166H93ZM97 168V167H96ZM130 168V166H129ZM194 168V169H195ZM233 168V169H234ZM12 169V168H11ZM56 169V168H55ZM67 169V168H66ZM182 169V168H181ZM191 169V168H190ZM193 169V168H192ZM213 169V168H212ZM7 170V169H6ZM87 170V169H86ZM189 170V169H188ZM14 171V170H13ZM23 171V170H22ZM81 171V170H80ZM88 171V170H87ZM161 171V170H160ZM213 171V170H212ZM5 172V171H4ZM3 172V173H4ZM57 172V171H56ZM1 173V172H0ZM54 173V167L47 165V168L43 170V173L40 175L35 174V177H33L30 181L26 182L25 184L22 185V187L20 188V191H17V197L16 200L17 202L20 203L21 199H23L28 193L31 192H37V186L41 185L42 183H44L45 181L47 182L46 177H50L52 174ZM18 174V173H16ZM76 174V173H75ZM92 174V173H90ZM201 174V175H200ZM210 174V173H209ZM2 175V174H1ZM58 174L56 173V176ZM208 175V173H207ZM12 176V175H11ZM54 176V174H53ZM52 176V177H53ZM60 176V175H59ZM192 176V175H191ZM211 176V174H210ZM105 177H110L109 180L112 178L111 181H113L111 183L112 187L109 188L108 192L105 193L104 191H102L103 189L101 188V183L99 181H101L100 179H104ZM144 177V176H143ZM149 177V178H150ZM164 177V178H165ZM58 178V177H57ZM57 178H52V179H56ZM216 178L217 179H221V181H225L226 179L224 178V176L222 174H217L216 173ZM215 178V179H216ZM69 179V178H68ZM84 179V178H83ZM86 179V180H88ZM143 179V178H142ZM207 179V178H205ZM212 179V178H211ZM242 179V180H243ZM10 177L8 175H6L4 178H0V190L5 191L7 189H9L11 187L10 184ZM50 180V179H49ZM59 180V179H58ZM210 180V179H209ZM228 180V179H227ZM226 180V181H227ZM244 180L242 181L244 183ZM225 181V182H226ZM230 181V180H229ZM232 181V180H231ZM53 182V181H51ZM208 182V181H205ZM210 182V181H209ZM224 182V183H225ZM246 182V183H247ZM54 183V182H53ZM211 183V182H210ZM250 183V184H249ZM70 184V183H69ZM209 184V183H208ZM207 184V185H208ZM227 184V182H226ZM45 187L46 184H44ZM48 185V183H47ZM53 185V184H52ZM50 184V186H52ZM56 185V184H54ZM205 184H203L204 187ZM214 185V184H213ZM66 186V185H65ZM69 186V185H68ZM168 186V187H169ZM43 187V185L41 186ZM189 187V188H190ZM232 187V185H231ZM104 188V187H103ZM107 188V187H106ZM208 188V187H207ZM229 188V187H228ZM49 189V190H50ZM171 189V188H170ZM173 189V188H172ZM48 190V189H47ZM48 190V191H49ZM194 190V191H193ZM204 190V189H203ZM46 191V190H45ZM57 191V192H56ZM200 192V191H199ZM202 192V191H201ZM47 193V191H46ZM203 193V192H202ZM38 194V193H36ZM42 194V193H41ZM45 195V193H43ZM199 194V193H198ZM32 195H35L34 193ZM202 195V194H200ZM36 196V195H35ZM65 196V197H64ZM196 196V195H195ZM44 197V196H43ZM48 197L45 196L44 198ZM199 197V195H198ZM197 197V198H198ZM202 197V196H201ZM27 198V197H26ZM40 198V197H39ZM49 198V197H48ZM193 198V197H192ZM47 199V198H46ZM257 199V198H256ZM43 200V199H42ZM49 200V199H48ZM46 200V201H48ZM258 200V199H257ZM263 200V199H262ZM198 201V200H197ZM260 201V200H259ZM44 202V201H43ZM263 202V201H262ZM38 203V202H37ZM37 203L35 205H37ZM47 203V202H46ZM159 203V202H158ZM3 201H0V208L3 206ZM90 205H92V207H90ZM85 207V206H84ZM82 207V208H84ZM81 208V207H80ZM73 209V211H74ZM79 209V208H78ZM61 211V210H60ZM81 211V210H80ZM84 211V210H83ZM75 213V212H73ZM80 213V212H79ZM81 214V213H80ZM87 214V213H86ZM124 214L129 217V219L124 217ZM75 215V214H74ZM85 215V214H84ZM86 217V216H85ZM84 218V217H83ZM244 220V218L240 217V220ZM86 220V218H85ZM28 223V224H27ZM27 224V225H26ZM87 224V223H85ZM165 225V223H164ZM82 226V225H81ZM165 227V226H164ZM21 231L23 230L22 228L20 229ZM25 231V230H24ZM74 231V230H73ZM81 233V232H80ZM111 233V234H112ZM115 233V234H116ZM117 234V235H118ZM101 236V237H100ZM113 237V235H112ZM33 238V237H31ZM110 238V237H109ZM43 240V238H41ZM47 239V238H46ZM55 239V238H54ZM108 239V238H107ZM166 239V238H165ZM39 241V240H37ZM103 242V240H101ZM121 241V240H120ZM126 241V240H124ZM33 242V241H32ZM105 242V241H104ZM139 242V243H138ZM106 243H108V240L106 241ZM101 244V242H100ZM38 245V244H37ZM36 245V246H37ZM109 245V244H108ZM186 245V244H185ZM188 245V244H187ZM227 245V244H226ZM102 246V245H101ZM40 250H42L43 248H45V246H41L37 247ZM79 248V249H80ZM102 249V248H101ZM186 249L188 252L191 251V247L186 246ZM28 250V249H27ZM24 251V250H23ZM21 251V249L19 248H13L12 250H10V252L8 253V257L13 256V257H21L22 259H24L23 257H25L26 255L24 254V252ZM114 251V249H113ZM115 251V252H117ZM193 251V249H192ZM191 251V252H192ZM190 252V253H191ZM101 254V253H100ZM99 255V253H98ZM105 256V255H104ZM104 256H98L100 258V260L104 259ZM107 256V255H106ZM110 256V254H109ZM7 256L0 258V264H8L9 260L6 261ZM106 258V257H105ZM222 258L223 257H216L215 259V263H221L222 262ZM17 259V258H16ZM225 259V258H224ZM104 261V260H103ZM12 262V261H11ZM102 262V261H101ZM225 262V261H224ZM105 264V262H104ZM208 264V263H207ZM238 264H246V261L244 262H240Z\"/></svg>", "mask_w": 264, "mask_h": 264}]
</instances>
